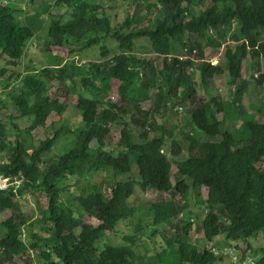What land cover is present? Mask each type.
Listing matches in <instances>:
<instances>
[{
    "label": "trees",
    "instance_id": "16d2710c",
    "mask_svg": "<svg viewBox=\"0 0 264 264\" xmlns=\"http://www.w3.org/2000/svg\"><path fill=\"white\" fill-rule=\"evenodd\" d=\"M54 6L66 10L54 14ZM128 6L118 22V6L112 3L42 0L36 5L28 0L19 8L14 0H0V79L8 75V86L18 83L11 102L28 126L20 130L12 122L17 135L11 141L7 125L0 124V173L23 179L17 193L0 192V215L10 213L0 223V264H36V259L40 264H223L226 259L235 264L214 248L233 249L239 261L251 257L264 264V247L258 251L251 243L264 232V124L251 122L254 114L240 121L235 115L236 127L223 130L219 115L227 103L211 95L216 78L227 73L230 82L241 80L229 103L239 113L249 84L243 77L247 59L255 87L264 88V0H132ZM44 31L42 48L49 61L38 69L25 59ZM140 39H148L149 54L135 53ZM174 45L198 60L173 57ZM96 48L101 62L76 63L74 57ZM208 49H223V64L207 61ZM55 50H65L67 58L54 55ZM55 83L61 95L77 96L80 128L65 122L69 107L52 97ZM145 102H151L150 110L142 107ZM179 110L191 116L181 142L175 139L177 126L156 120ZM48 120L45 140L37 145L23 140L20 134L31 139V132L47 127ZM116 124L123 127L119 145L113 137ZM195 129L217 140L202 142ZM63 136H73V147L47 162ZM184 149L189 156L172 181V159ZM134 165L138 180H115L132 173ZM98 173L114 178L109 196L97 184L83 185ZM136 187L143 194L152 189L168 196L148 202V225L131 205ZM73 188L77 195L65 198ZM202 188L207 198L196 200L200 212L194 213L190 194ZM38 193V221L47 236L32 231L38 221H31L22 203ZM85 217L98 225L86 223ZM120 224L133 233L114 244L109 236ZM25 228L32 232L29 243L23 239ZM163 229L170 235L163 236L161 251L150 257L137 253L138 242ZM197 235L207 245L201 247ZM227 241L242 245L233 248L223 244Z\"/></svg>",
    "mask_w": 264,
    "mask_h": 264
},
{
    "label": "rangeland",
    "instance_id": "374dc122",
    "mask_svg": "<svg viewBox=\"0 0 264 264\" xmlns=\"http://www.w3.org/2000/svg\"><path fill=\"white\" fill-rule=\"evenodd\" d=\"M28 0H14V2L17 4L19 8H24L26 6ZM51 3H54V0H47ZM132 0H95L96 4L101 5H109L110 3L118 6V22H122L126 16V9L129 8L128 4ZM42 0H36V5H41ZM65 8H60L57 6H54L52 8V12L54 14L65 12ZM133 12V8L130 9V13ZM46 31H44L41 34L40 40H33V43L30 45L27 57L25 59V63H29L31 60L34 61L37 65V68L40 69L43 66L47 65L48 63V55L44 53L42 45H43V39L46 36ZM264 40V37H263ZM99 48L91 49L85 53L78 54L76 57H74L76 63L79 65H86L87 63H95V62H101L102 59L100 58L99 53L97 52ZM116 48L113 49V53H115ZM150 52V43L148 39H140L137 41V45L135 48V53L138 55H147ZM54 55H57L58 57H65L67 58V53L65 50H55ZM173 57L178 56L181 60H186L188 57H191L194 61L198 60L197 56H190L188 52L182 49H178V45H174V52ZM223 49L218 50H212L208 49L206 51V59L207 61L211 62L213 65L217 64H223L224 57H223ZM135 63V62H134ZM24 67L22 70H25ZM250 60H244L243 61V77L248 80V88L244 94L242 106L240 108L239 113H236L237 110H234L233 107H230V102L233 101V93L237 88L241 85V80H237L235 82H230L229 76L226 73L225 75L216 78L213 89L211 90V95L218 96L220 100H222L224 103H227L225 113L220 114L219 117L222 120L223 124V130H230L232 131L236 126L235 122L240 121L243 118H246L249 114H254L250 117L251 122H257V123H263L264 124V112L260 113L258 112L259 109L264 107V88H256L253 79L250 76ZM8 75L5 76V78L0 79V124L4 123L7 125L8 130L10 131V140L13 141L14 137L17 135V129L12 126V122L17 124V127L20 130H24L27 126V121L25 123L24 120L19 118V113L16 111L11 102L10 93L15 90L17 93L19 92L17 86L18 83L14 82L8 86ZM58 84H54L53 88L50 90V93L52 97L57 95L59 99L68 105L69 109V121L68 124L74 123L77 128H80L82 125V122L77 117V110H76V104L78 102L77 96L74 93H70L69 95H61L59 90H57ZM206 95L205 91L202 87L199 88V96L203 97ZM110 98L115 100L116 102H120V98L115 95H110ZM234 104V103H233ZM233 104L231 106H233ZM151 102H145L142 104V107L146 110L151 109ZM235 111V112H233ZM237 116L236 121L234 116ZM191 119L190 113L188 111L179 110L174 111L170 113L165 119L163 118H156L157 122L159 124L165 123L166 127L170 128L172 125L177 126V129L174 130L175 139L181 142L182 140V130L186 128V125L189 126V120ZM51 121H47V127L45 128H39L33 132H31V139H28L24 133L23 135L20 134L27 143H32V145H37L40 141L45 140L47 135L49 134L51 127H50ZM61 126V124L58 125V128ZM122 125L116 124L113 126V137L114 141L117 145H119L120 139H121V131H122ZM196 136H198L199 140L202 142H208V141H215L217 139H212L207 137L206 135L201 134L196 129L194 130ZM135 134H138V130H135ZM139 142V139L136 140ZM74 145V138L73 136H63L61 137L52 151L45 157L47 162L49 159H57L62 154L66 153L69 149H71ZM96 146V143L93 144V147ZM188 151L187 149H184L182 154L176 158L175 160L172 159V181H175V176L178 172V167L182 163L183 160L188 158ZM171 159V158H170ZM262 169L264 170V161L261 164ZM137 179L138 180V173H137V166H133L132 173L126 174V175H119L115 178L117 181H127L129 179ZM114 178L111 174H105V173H98L90 177L89 180H85L84 186H89L93 184H97L99 187V190L105 193L106 195H110L112 185L114 184ZM207 189L202 188L198 193L192 191L189 198V203L194 211V213H199L200 209L198 206H196V200L200 199H206L207 198ZM77 195V189L73 188L70 192H67L64 194L65 198L69 196L68 198L71 199V196ZM200 196V198H199ZM41 194L36 195H28L25 200H22V203L24 205V209L27 214L32 216L31 221H38L39 219V210H38V204L37 199L41 198ZM168 196L165 193L158 192L156 190H148L146 194H143L139 187H136V192L131 200V205L133 207L138 208V217L137 219L142 221V225H148L150 223V216L147 210V204L148 202H160L166 200ZM67 199V200H69ZM68 205L72 206L76 211H79V208L75 202H68ZM10 217L9 212H5L0 215V223L5 220L6 218ZM84 220L86 223L98 225V222L95 219L85 217ZM137 223V221H136ZM44 225L41 224L39 221L35 225V227L32 229L33 232L40 233L42 235L47 236V232L43 231ZM30 229L25 228L24 230V236L23 239L26 243H29L31 240V233L29 232ZM133 230L130 227L125 226L124 224H120L117 228V233L115 235L109 236V241L113 242L114 244H121L123 242V237L125 235L132 234ZM162 233V234H161ZM147 235L148 230H147ZM164 235H170V232L168 229H163L159 234L156 236H151L149 239L148 237H144L141 242H138L137 245L139 248L136 249L137 253L148 257L154 256L157 251H161L162 248L165 246V240L163 238ZM199 242V245L201 247H204L207 245L206 240L203 238V235H197L193 236ZM106 239V238H105ZM235 248L236 245H242L241 242L239 243H232V242H224V245H231ZM252 245L259 251L261 247H264V232L261 233L260 239L251 240ZM256 259L260 258V253L256 256L254 255ZM15 260L18 263H22V261L19 258H15ZM36 264H40L38 260L36 259ZM223 264H230V261L226 259Z\"/></svg>",
    "mask_w": 264,
    "mask_h": 264
},
{
    "label": "built area",
    "instance_id": "2783aa9c",
    "mask_svg": "<svg viewBox=\"0 0 264 264\" xmlns=\"http://www.w3.org/2000/svg\"><path fill=\"white\" fill-rule=\"evenodd\" d=\"M22 182L23 179L7 177L3 173H0V192H8L10 190H13L14 193H17V191L22 186ZM213 252L217 255L223 254L224 256L229 257L235 264H255V260L251 257H248L244 261H239V254L233 249L226 248L219 251L214 248Z\"/></svg>",
    "mask_w": 264,
    "mask_h": 264
}]
</instances>
